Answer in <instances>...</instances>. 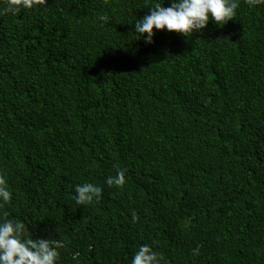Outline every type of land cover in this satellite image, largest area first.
<instances>
[{
    "label": "trees",
    "instance_id": "1",
    "mask_svg": "<svg viewBox=\"0 0 264 264\" xmlns=\"http://www.w3.org/2000/svg\"><path fill=\"white\" fill-rule=\"evenodd\" d=\"M152 2L11 14L0 0V169L13 193L0 216L62 245L60 264H131L141 245L160 264H264V0L147 46L132 24ZM119 170L125 185L108 186ZM84 182L102 195L78 206Z\"/></svg>",
    "mask_w": 264,
    "mask_h": 264
},
{
    "label": "clouds",
    "instance_id": "2",
    "mask_svg": "<svg viewBox=\"0 0 264 264\" xmlns=\"http://www.w3.org/2000/svg\"><path fill=\"white\" fill-rule=\"evenodd\" d=\"M42 0H7L4 10L11 14L32 10ZM169 6L165 7V4ZM240 7L238 0H153L146 8L149 14L136 19L134 24L135 40L147 46L155 44L157 32L175 33L184 38H192L208 29L210 24L220 28L236 19ZM103 25L109 22L108 15L97 17ZM7 171L0 169V207L10 204L13 193L5 177ZM108 186L123 187L126 176L119 170L109 176ZM73 199L78 206H88L99 201L102 188L91 182L77 184ZM135 219V215H134ZM62 247L50 239H34L26 224L18 219L9 218L7 213L0 216V264H60ZM131 264H160L157 254L149 245H141L131 258Z\"/></svg>",
    "mask_w": 264,
    "mask_h": 264
}]
</instances>
